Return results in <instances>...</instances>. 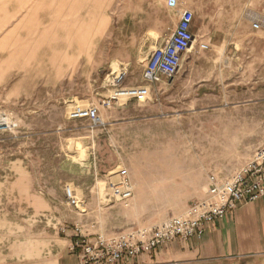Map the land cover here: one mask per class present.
<instances>
[{"label":"rangeland","instance_id":"obj_1","mask_svg":"<svg viewBox=\"0 0 264 264\" xmlns=\"http://www.w3.org/2000/svg\"><path fill=\"white\" fill-rule=\"evenodd\" d=\"M156 2L0 0V114L15 124L0 127V220H71L79 214L64 199L71 184L92 232L150 226L184 212L210 174L229 179L264 144V0H164L170 28L179 9L194 14L179 73L152 86L148 102L100 106L119 64H128L125 85L143 83L144 58L163 37L138 35L134 7L157 18ZM92 105L102 126L68 119ZM73 140L84 149L70 150ZM117 168L134 185L128 206L105 200ZM42 200L46 216L35 213Z\"/></svg>","mask_w":264,"mask_h":264},{"label":"built area","instance_id":"obj_2","mask_svg":"<svg viewBox=\"0 0 264 264\" xmlns=\"http://www.w3.org/2000/svg\"><path fill=\"white\" fill-rule=\"evenodd\" d=\"M170 2L168 1L169 7ZM194 14L190 9H179L178 20L165 41L147 53L142 69L143 83L125 85L128 64H119L108 76L109 93L100 101V106L110 108L129 101L148 102L152 98V86L170 84L179 73L184 55L192 49ZM259 29L258 22L252 24ZM199 48L205 50L206 44ZM83 110V111H82ZM69 120H86L90 128L104 124L96 106L74 107L68 112ZM15 127L10 124L7 113L0 114V127ZM67 206L79 214L84 213L85 201L71 184L64 185ZM264 196V144L258 146L252 157L229 179L220 180L214 174L208 176L205 196L193 202L179 215L150 226H132L128 229L105 233L90 232L94 228L79 222L72 226L71 251L79 264H123L137 256L151 254L157 248L175 239L183 241L201 239L206 226L221 219L243 204L254 202ZM134 197V185L126 168H117L108 175L105 200L128 206ZM68 228H63L66 232Z\"/></svg>","mask_w":264,"mask_h":264},{"label":"crops","instance_id":"obj_3","mask_svg":"<svg viewBox=\"0 0 264 264\" xmlns=\"http://www.w3.org/2000/svg\"><path fill=\"white\" fill-rule=\"evenodd\" d=\"M157 1V18L153 17L151 8L143 12L138 10L136 3L134 7V22L140 26L138 35L163 37L155 43V47L165 41L174 27L170 28L163 19L166 11L164 0ZM174 5L175 1L170 2V6ZM92 31L97 33L95 29ZM84 41L79 42L80 48ZM70 158L74 162H81L73 156ZM25 196H29L27 191ZM34 209L37 215H45L51 206L42 200V204ZM82 216L76 213L71 220L60 218L44 227L39 226L40 222L18 225L0 220V264H79L76 254L71 251L72 226L82 222ZM63 228L68 229L63 232ZM123 264H264V196L240 205L223 218L208 224L201 239H175L151 254L125 260Z\"/></svg>","mask_w":264,"mask_h":264},{"label":"bare ground","instance_id":"obj_4","mask_svg":"<svg viewBox=\"0 0 264 264\" xmlns=\"http://www.w3.org/2000/svg\"><path fill=\"white\" fill-rule=\"evenodd\" d=\"M115 63L116 62H113L112 63V65H114L115 66ZM77 140H73V141H71L70 143H69V148H70V150H83L84 148H81V147H79V146H77ZM79 144V143H78ZM104 187V185L103 186H100V191H103V188Z\"/></svg>","mask_w":264,"mask_h":264}]
</instances>
